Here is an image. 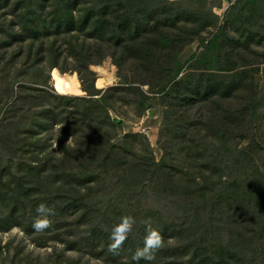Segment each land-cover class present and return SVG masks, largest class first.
<instances>
[{
  "label": "rangeland",
  "instance_id": "obj_1",
  "mask_svg": "<svg viewBox=\"0 0 264 264\" xmlns=\"http://www.w3.org/2000/svg\"><path fill=\"white\" fill-rule=\"evenodd\" d=\"M138 16L142 32L136 41L118 33L111 43L101 48L92 46L90 53L79 48L71 53L64 47L55 63L48 53H42L33 55L24 68L29 55L26 46L12 68L13 49L0 53L4 55L0 59L2 197L19 185L23 164L37 167L61 158L60 141L73 146L76 138L87 133L80 123L72 126L79 130L74 137L68 135L71 132H61L62 120L70 122L75 113L78 118L85 105L94 111L107 109L118 125L119 139L133 145L146 167H156L166 157L167 172L177 173L184 167L196 177L201 163L207 165L216 155L217 146L207 145L216 135L211 128L217 121H228L230 128L225 134L235 149L230 154L233 161L226 169L222 167L220 174L226 179L232 174L238 181L249 176L257 182L264 180V0H154ZM118 36L128 40L115 46ZM54 69L63 75H77L81 86L76 79L74 87L82 90L81 94H58L52 85ZM18 72L20 83L14 85ZM97 78V87L104 89L96 87ZM59 87H66L63 78ZM74 87L71 90L76 92ZM15 122L20 124L14 126ZM200 122L206 125L191 151L195 159H183L178 151L182 143L171 133H185L192 139ZM31 130L38 131L42 142L21 151V133ZM7 193L9 200L21 197L10 190ZM153 199L152 192L142 196L147 206L156 204L160 210L169 211L168 215L178 212L171 201L163 202L159 197L161 201L155 203ZM232 216H239L236 208L226 217ZM7 220L0 228V264H113L107 255L95 258L87 246L73 250L54 240L46 241L48 232L28 234L13 225V219ZM82 226L87 232V225ZM223 233L228 236L225 230ZM88 234L86 238H90Z\"/></svg>",
  "mask_w": 264,
  "mask_h": 264
},
{
  "label": "trees",
  "instance_id": "obj_2",
  "mask_svg": "<svg viewBox=\"0 0 264 264\" xmlns=\"http://www.w3.org/2000/svg\"><path fill=\"white\" fill-rule=\"evenodd\" d=\"M152 2L154 0H0V53H4L5 48L13 49L14 60L9 64L14 68L15 60L28 46V61L23 64L26 68L33 55L48 53L50 61L55 63L64 47L71 53H76L78 48L90 53L92 46L101 48L111 43L118 33L136 41L142 32L139 11L150 7ZM112 6L116 8L111 10ZM128 11L132 12L131 16ZM127 40L118 36L114 45L121 46ZM3 58L1 54L0 59ZM20 75L19 72L15 75L14 85L20 83ZM51 76L58 94H81L82 90L74 87L77 75H63L54 69ZM61 78L66 87H59ZM97 81L98 78L96 87ZM77 84H80L79 79ZM73 87L76 92L71 90ZM85 106L86 110L78 118L75 113L70 122L62 120L61 132H71L68 135L74 137L79 130L72 126L80 123L81 130L87 133L76 138L73 146L60 141L61 158L37 167L23 164L19 169V185L8 189L21 197L9 200L5 196L8 190L4 197L0 192L1 229L7 225V219H13V225L22 227L28 234L48 232L50 236L46 241L54 240L73 250L87 246L95 258L107 255V261L113 264H264V180L257 182L249 176L247 180L238 181L232 174L228 179L220 174L221 168L226 169L233 161L230 154L235 149L231 138L225 134V129L230 128L228 121L216 122L214 118L212 123L216 122V126L211 129L217 136L207 145L217 146L216 155L207 165L201 163L196 177L184 167L177 173L167 172L166 157L157 168L146 167L133 145L119 139L118 125L111 120L107 109L94 111ZM19 124L13 123L14 126ZM34 125L38 127L37 123ZM205 125L203 122L196 125L192 139L185 133H171L173 139L182 143L178 151L183 159H195L191 151ZM31 133L34 137L29 135ZM21 134L24 135L19 141L24 143L21 151L42 142L36 130ZM166 185H170V189ZM147 192L153 193L155 203L161 201L159 197L163 202L171 201L178 212L168 215L169 211L160 210L156 204L147 206L142 200ZM41 202L53 211L48 216V227L37 231L32 223L43 218L36 212ZM235 208L239 216L226 217ZM5 209L8 212H3ZM122 216L133 217L135 223L128 238L114 253L108 249L109 237L112 226L119 223ZM146 220L159 230L163 245L151 261L143 258L135 261L132 254L143 246ZM83 224L87 225V232L81 230ZM87 234L92 243L86 238ZM173 239L177 243L173 244Z\"/></svg>",
  "mask_w": 264,
  "mask_h": 264
},
{
  "label": "clouds",
  "instance_id": "obj_3",
  "mask_svg": "<svg viewBox=\"0 0 264 264\" xmlns=\"http://www.w3.org/2000/svg\"><path fill=\"white\" fill-rule=\"evenodd\" d=\"M52 208L41 202L36 207V212L41 214L43 218H37L33 221L32 227L39 231L47 228L49 225L48 216L52 214ZM135 220L131 216H122L119 223L114 224L110 233V242L108 244L109 251L116 252L124 241L128 238L133 229ZM163 245V238L158 229L151 226V222L145 221V235L143 238V246L138 247L132 254V259L139 261L141 258L151 261L155 252Z\"/></svg>",
  "mask_w": 264,
  "mask_h": 264
}]
</instances>
